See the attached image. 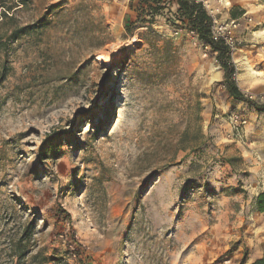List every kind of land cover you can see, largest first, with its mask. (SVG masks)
Listing matches in <instances>:
<instances>
[{
    "label": "rangeland",
    "instance_id": "374dc122",
    "mask_svg": "<svg viewBox=\"0 0 264 264\" xmlns=\"http://www.w3.org/2000/svg\"><path fill=\"white\" fill-rule=\"evenodd\" d=\"M139 2L0 0L2 41L25 28L0 51V264H242L261 250L248 163L264 115L230 98L215 54L171 17L134 23ZM239 3L207 14L236 23L233 81L264 105L263 77L239 78L242 63L264 75V0Z\"/></svg>",
    "mask_w": 264,
    "mask_h": 264
},
{
    "label": "trees",
    "instance_id": "16d2710c",
    "mask_svg": "<svg viewBox=\"0 0 264 264\" xmlns=\"http://www.w3.org/2000/svg\"><path fill=\"white\" fill-rule=\"evenodd\" d=\"M27 0H20L21 3ZM173 7V11L171 10ZM138 11V12H137ZM136 14V22H140L143 25H152L156 18L163 16L166 18H172L173 21L166 19L169 27L172 29H180L187 31L194 35L197 41L208 48L211 53L215 54V60L219 67L223 71V86L227 90L230 98L236 102H241L250 105L256 112L264 115V105H258L251 101L249 98L239 91L234 83V67L230 62L229 49L222 41H213L211 38V26L212 18L207 14L203 7L202 2L198 0H140L137 8H134ZM8 11L0 13L1 22L8 20L12 17H8ZM168 15V16H167ZM0 22V23H1ZM125 31L130 34L127 26ZM25 28L13 31L6 39L2 41L0 37V51L4 48L6 42L11 41L18 31H22ZM6 67L3 66L0 73V84L5 79ZM232 160H228L231 164ZM254 212L264 213V192L258 194L254 200ZM38 259H31L36 263ZM44 262V261H43ZM251 264H264V256L260 260H256Z\"/></svg>",
    "mask_w": 264,
    "mask_h": 264
},
{
    "label": "crops",
    "instance_id": "0c3cea01",
    "mask_svg": "<svg viewBox=\"0 0 264 264\" xmlns=\"http://www.w3.org/2000/svg\"><path fill=\"white\" fill-rule=\"evenodd\" d=\"M207 1L211 2L212 4H214L216 2V0H207ZM240 1H242V0H235V3L240 4L239 3ZM258 55L260 57H262V56H264V52L263 53L258 52ZM260 61H261V59H260ZM261 63H263V62H261ZM247 66L253 72H256V71H254V69H252V67L248 63H244V64L242 63L241 68L243 69L242 70L243 74L239 76V78L241 80L245 81L247 79L249 80V78L256 79L259 76H262L263 80H264V75H261L260 72H256V75H253V74L251 75L252 72L247 69ZM257 73H258V75H257ZM262 132L264 133V128H262ZM245 160H247V158H245ZM249 162L250 163H248V164L251 165L250 170L253 171V177L256 180V184L262 185V187H260L259 191L256 193V196H257L258 194L264 192V153L262 154V157L261 156L257 157L255 162L254 161L252 163H251V161H249ZM254 214L257 215L260 219H262L261 221H263V222H261L259 219L260 222L257 225V230L259 232V241H258L259 243H258V245L261 244V250H259V252H256V256H254L252 259H245L242 264H251V263L255 262L256 260H260L264 256V247L262 246V244L264 243V213L254 212Z\"/></svg>",
    "mask_w": 264,
    "mask_h": 264
},
{
    "label": "built area",
    "instance_id": "2783aa9c",
    "mask_svg": "<svg viewBox=\"0 0 264 264\" xmlns=\"http://www.w3.org/2000/svg\"><path fill=\"white\" fill-rule=\"evenodd\" d=\"M202 2L204 9L208 13L211 10V3L207 0H198ZM219 4L225 2V0H217ZM227 1V0H226ZM236 23L234 21L227 23H217L214 19H212L211 26V38L213 41H222L226 47H228L229 51L232 50L233 47V38L232 31L236 28Z\"/></svg>",
    "mask_w": 264,
    "mask_h": 264
},
{
    "label": "bare ground",
    "instance_id": "6f19581e",
    "mask_svg": "<svg viewBox=\"0 0 264 264\" xmlns=\"http://www.w3.org/2000/svg\"><path fill=\"white\" fill-rule=\"evenodd\" d=\"M225 1H226V0H225ZM263 14H264V13H259L258 16H262ZM258 16H257V17H258ZM259 20H260V19H259ZM251 72H252L253 75H256V72H253L252 70H251Z\"/></svg>",
    "mask_w": 264,
    "mask_h": 264
}]
</instances>
